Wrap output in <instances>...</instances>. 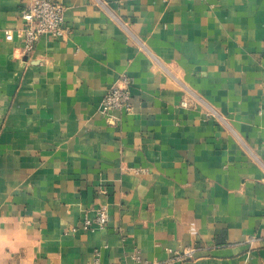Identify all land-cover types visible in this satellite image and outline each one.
Masks as SVG:
<instances>
[{
    "label": "crops",
    "instance_id": "crops-1",
    "mask_svg": "<svg viewBox=\"0 0 264 264\" xmlns=\"http://www.w3.org/2000/svg\"><path fill=\"white\" fill-rule=\"evenodd\" d=\"M58 1L0 0V264H264V0Z\"/></svg>",
    "mask_w": 264,
    "mask_h": 264
},
{
    "label": "built area",
    "instance_id": "built-area-1",
    "mask_svg": "<svg viewBox=\"0 0 264 264\" xmlns=\"http://www.w3.org/2000/svg\"><path fill=\"white\" fill-rule=\"evenodd\" d=\"M24 22L20 32L25 42L24 52L30 53L37 41L44 35L64 36L70 33V26L65 21L64 5L58 0H32L31 4L22 10ZM12 30L6 31V39L13 40ZM133 81L123 75L118 84L111 87L103 97L100 111L107 117L116 119L114 112L130 114L133 111L131 103V87ZM183 104H186L184 102ZM213 112H209L212 115ZM108 221L106 209H98L94 217L86 215L85 225L90 229L104 228ZM191 250H185L183 255H190ZM147 263V262H146Z\"/></svg>",
    "mask_w": 264,
    "mask_h": 264
}]
</instances>
